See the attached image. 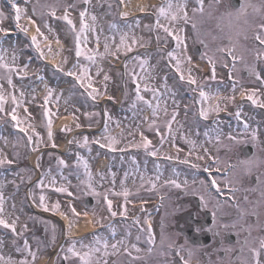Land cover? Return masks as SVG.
Masks as SVG:
<instances>
[{"label":"rangeland","instance_id":"obj_1","mask_svg":"<svg viewBox=\"0 0 264 264\" xmlns=\"http://www.w3.org/2000/svg\"><path fill=\"white\" fill-rule=\"evenodd\" d=\"M34 1H35L34 4H36L37 0H34ZM110 2H111V0H110ZM52 5L53 4H50V6H52ZM0 12H3V14H4L3 20L13 19L14 15H15V11L13 13H10V12L8 13V8L1 2V0H0ZM117 18H119L117 20L118 23L124 24V25H122L123 27H125L127 24L130 25L131 23H134L133 21H130V20L129 21L128 20H123L122 15L120 16L119 13H118V8H117ZM254 20L258 21L259 19H254ZM244 23L245 24H243L242 21L240 20L239 23H235L234 24V27L238 28V29L243 28L244 31H240L241 33H244L245 31H249L250 32L251 29H254V28L257 27V25L253 26L252 25L253 23L251 21H247V19L245 20ZM262 23H264V18L262 20ZM9 27H11V26H9ZM249 32H247V34H249ZM251 32L253 33V30H251ZM255 33H259V32L255 31ZM247 34H245V35L247 36ZM207 35H208V33H207ZM262 37H263V35H262ZM235 38H236L237 45H240V44L243 43V37L241 36V34H239L238 36L235 34ZM207 43H208L207 46L209 48L210 41H207ZM32 45H33V48H35V46H36L35 43H32ZM27 46H29V45H27L26 42L21 41L20 44L19 43L16 44V48L17 49L12 47V46H10V45L7 46V47H4L3 66H0V67L2 68L3 73H5V75H7L9 80H12V78H11L12 76L11 75H12L13 70H11V68H12V66L14 64H16L15 63V54H18V57L20 58L21 62H23L22 58H21V54L23 53V48L24 47L26 48ZM223 47L227 48V47H229V45L225 43ZM27 48H29V47H27ZM16 50H18V52ZM25 54H27V52ZM28 56H30L29 52H28ZM217 58L220 59V61L218 62L219 64L225 63V59L224 58H222V57H217ZM11 62H13V63H11ZM10 63H11V65H10ZM4 65H7V67H4ZM238 69L240 70V67H238ZM28 70H29V68H27L25 71H28ZM3 76L4 75H1V79L3 78ZM13 76H15V75L13 74ZM17 78H18V81L19 80L25 81L24 76H19L18 75ZM9 80L5 81L4 83L2 81V85L0 87L1 91H8V90L12 89V86H9L11 84V83H9ZM13 86H14V84H13ZM20 86L18 85L20 90L23 91V88H21ZM2 87H4V89H2ZM0 116H6L5 111L0 110ZM119 164L120 163H117V170H114V173H115V175H117V177H110V178H113V180H116V178H117L118 181H116V183H115V184H117V188L120 187V189L121 188L124 189V191H122L123 195H124L125 192H127L126 198H131L132 196L140 195L141 193H144L145 190H147V192H145V193H146V196L150 199V203H151L153 198H155L156 195H157V194H154L153 191H152V183L156 179H154V177L152 175H149L148 173L141 172L139 174V176L136 177V179H138V182H137L136 186H134V187L124 186L127 182L130 181V178H126L123 181L119 178L120 175L122 174L119 171V169L121 168V166ZM120 181H121V184H120ZM107 184L108 185L114 184V182L110 180ZM117 188L115 187V189H117ZM122 193H120V191L117 192V190H115L112 195H109V192L106 190L103 193V195L101 197H99V199L100 200H106L104 206L106 208H108L109 207L108 206V198L111 199V198H114L115 196L119 197ZM144 198H145V196H144ZM122 206H124L125 208L128 207L129 206V202L124 200ZM164 206L165 207H164L163 211L160 213L158 219H156L157 220L156 221V229H154L155 243L154 244L145 243V242H143V244L139 243L138 244V249L142 253L150 252V253L162 255L163 253H167L168 252L167 249H168V247H170L169 245H174V243L176 242L175 240L178 237V233H176V231L173 229V227H172L173 224L171 223V222H174L172 218L174 217V214H175L176 210H172L173 209V204H172V200L171 199H170V201L168 203V207L165 204H164ZM94 209L97 210V207H94ZM106 213L107 212L104 211L105 217H106Z\"/></svg>","mask_w":264,"mask_h":264},{"label":"snow or ice","instance_id":"obj_2","mask_svg":"<svg viewBox=\"0 0 264 264\" xmlns=\"http://www.w3.org/2000/svg\"><path fill=\"white\" fill-rule=\"evenodd\" d=\"M10 2H11V5H12V8L15 11V15H14L15 23H16L17 27H20V23L19 22L21 20L22 15L26 13V9L20 7L19 4L16 3V0H10ZM219 2H220V0H216V3H219ZM196 3L198 5V7L194 8L193 11L194 12L203 13L204 12V0H196ZM173 7H174L173 4L171 2H169L167 7H160L159 8V10H158L159 14L164 16L166 19L170 17L171 21H178L181 18V14H182L183 20L185 21V23H187L189 21V16H188V11H187V0H184V3H182V4L176 5L177 11H173ZM243 10H244V6L242 5L241 9L239 11H243ZM52 15H55L54 11L52 12ZM125 15H126V13H125ZM80 16H81V19L83 20L84 17L86 16V10L82 11L80 13ZM3 18H4L3 12H0V24H2ZM62 19L66 20L69 25H72L73 27H75V25L73 24V21L68 18L67 14L64 17H62ZM92 19L95 20V16H93ZM30 22L31 23H35L34 21H30ZM156 26L158 28L159 27H163V25H161L159 23V18L157 19ZM87 27H88V25L84 24V28H87ZM192 27L195 28L196 25L193 24ZM260 28L262 30H264V24H261ZM23 31L25 33H27V28H23ZM37 31L39 32V28L38 27H37ZM0 32H7V30L4 29L2 26H0ZM164 32L165 33H171L172 30L170 28L164 27ZM175 38H176L177 44L179 46V44L182 42L183 38L181 36H179V35H177ZM31 39H32L33 43H36V37L35 36H32ZM157 39H159V37H157ZM256 39L258 41H260L261 44H264V37H262V35L260 33H257ZM123 40H124V38L122 37V42H123ZM229 40H232V37H229ZM37 47H39V45H37ZM226 51L228 52L229 55H232V50L231 49H226ZM81 54L82 53L80 51H77V53H76L77 56H80ZM169 55L171 56L172 54L170 53ZM0 59H2V57H0ZM89 59H92V57H89ZM188 59L191 60V57H188ZM233 60H235L234 56H233ZM144 63H146V61ZM4 67H7V65H4ZM177 71L178 72L180 71L179 62L177 64ZM69 75H73V73L70 72ZM213 76H214V66H213ZM181 78L183 79V74H181ZM105 79H107V77H105ZM188 80H189V83H191V84H196L197 83L195 78H193L191 76L188 77ZM9 83H11V80H9ZM137 91H139V89H137ZM200 96H201V98H206L207 94L205 92L201 91L200 92ZM13 99H15V98L13 97ZM248 99L253 100V102L255 103V100H254L253 96H249ZM2 101H3V97L0 96V107H2ZM201 115H204L205 117L207 115V113L203 110V108H201ZM237 115H239V113H237ZM174 118L175 117H173V119ZM13 119H16V117L13 116ZM48 123H49V126H50L51 125V120H49ZM245 127H247V125H245ZM169 131H171L170 128H169ZM49 136L51 137V132L50 131H49ZM253 137L255 138V133H253ZM29 139H31V137H29ZM232 139H235V138L233 137ZM150 143H151L150 141H147L146 144H145V147H147V144H150ZM152 154L155 155V152H153ZM7 162L11 163V161H7ZM3 163H5V160L0 159V164H3ZM166 183H169V184L173 185L176 188H180L181 187V185L179 183H177V181H175V180L166 181ZM201 183H203V182H201ZM226 183L230 184V182H226ZM211 184L215 185L217 190L219 191V185H218V183H217V181L215 179H213L211 181ZM152 186L155 187V184H153ZM58 190L59 191H64V189H58ZM231 190L235 191V189H231ZM124 195L127 196V192H125ZM43 199L44 198L41 197V200H43ZM200 199H201V201H204L203 197H201ZM245 199H246V197H245ZM108 206L111 209V206H112V201L111 200L108 201ZM56 207L58 208L59 204H57ZM204 207H207V202L206 201H204ZM3 211H4V209H3V195H2V193H0V214H2ZM112 215H116V213L113 212ZM215 215H216L215 212H213V219L214 220H215ZM0 225H3L5 228H10L13 232L16 231L15 223L14 222L13 223H8L5 219L2 218V215H0ZM223 227L227 228L228 225H223ZM197 231H199V229H197ZM209 231H211V229H209ZM149 233H150L149 237H148L149 243L154 244L155 243V237H154V234L151 233L150 224H149ZM137 239H139V237ZM117 244H119V241L117 242ZM117 244H112L111 247L113 249H116L117 248ZM25 246L27 247V243H26ZM169 246L172 247V245H169ZM108 247H109V245L105 241L104 242V255L105 256L109 255V253L107 251ZM133 247H135V245H133ZM260 247H261V249H264V240L261 241ZM68 251L72 252L73 255L80 256V253L75 251V246L74 245H73L72 248H69ZM99 251H100L99 248L92 249L89 253H86L84 256H81V259L85 261V264H91V260H90L91 254L93 252H99ZM137 251H139V249H137ZM252 252L254 253V256H255V259H256V264H260V262H259L260 250L253 248ZM30 254L33 255V259H35V254H32V253H30ZM129 255H131V253H129ZM0 259H2V257H0ZM65 259H67V257H65ZM181 259L183 260V257H181ZM21 264H28V261L24 260V261L21 262ZM104 264H107V261H105ZM183 264H188V261H186V260L183 261Z\"/></svg>","mask_w":264,"mask_h":264},{"label":"flooded vegetation","instance_id":"obj_3","mask_svg":"<svg viewBox=\"0 0 264 264\" xmlns=\"http://www.w3.org/2000/svg\"><path fill=\"white\" fill-rule=\"evenodd\" d=\"M187 200V198H184V201ZM183 212V211H182ZM183 216V222L180 225V229L185 232L188 235V238L190 239H197L199 237H202L203 235H206L207 233L211 232L207 229L209 226L212 227L214 225V222H210L212 218V214L207 211V209H194L191 214H186L184 213ZM217 218L226 220L225 223H222L216 227H214V235L218 242L221 244L222 243V238L224 240L228 241L229 240V235L232 234L229 232H232L235 228V225H233V219L236 217L235 214H228L224 216L219 212V208L217 207V212L215 213ZM187 224L188 228L185 229L184 225ZM223 225H228L227 228L223 227ZM199 229V231H197ZM117 252V251H115Z\"/></svg>","mask_w":264,"mask_h":264},{"label":"bare ground","instance_id":"obj_4","mask_svg":"<svg viewBox=\"0 0 264 264\" xmlns=\"http://www.w3.org/2000/svg\"><path fill=\"white\" fill-rule=\"evenodd\" d=\"M65 221L67 222L68 227L70 228V231L72 232V234H80L86 231H89L90 229H92L94 226L86 224L85 222H79L78 226H73L71 224H68V219L64 218ZM70 225V226H69ZM45 261V257L42 258L41 263L43 264Z\"/></svg>","mask_w":264,"mask_h":264}]
</instances>
